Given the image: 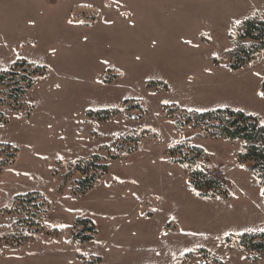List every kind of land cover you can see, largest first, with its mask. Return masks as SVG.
Segmentation results:
<instances>
[{"label":"rangeland","instance_id":"374dc122","mask_svg":"<svg viewBox=\"0 0 264 264\" xmlns=\"http://www.w3.org/2000/svg\"><path fill=\"white\" fill-rule=\"evenodd\" d=\"M109 5L126 21L101 18ZM255 19L264 0H0V74L33 77L0 80V264H264L241 246L264 233L245 143L195 122L231 110L264 126ZM196 170L222 188L197 189Z\"/></svg>","mask_w":264,"mask_h":264},{"label":"trees","instance_id":"16d2710c","mask_svg":"<svg viewBox=\"0 0 264 264\" xmlns=\"http://www.w3.org/2000/svg\"><path fill=\"white\" fill-rule=\"evenodd\" d=\"M245 28L244 38H250L253 41L259 42V46L264 45V19L249 20L246 22ZM254 46L255 44L250 47L251 49L245 45H239L236 48L234 56L239 60V62L237 65L233 66L234 69L243 67L251 59ZM19 67L24 70L23 78L28 81V88H30L33 83V77L30 75L32 73L26 68V63H18L13 71L6 74H0V80H4V78L8 75L12 77L15 75L17 76L19 74L17 73ZM25 72H28L29 74L25 75ZM15 91L23 92L24 90L17 88ZM195 119V122L205 121L206 119L222 122L221 126L216 127L217 129H220L219 133L215 134H220L231 141L241 140L245 143L244 152L240 154V160L251 163L249 170L256 174L260 179L264 193V126L258 124L257 118L248 116L242 112L220 110L197 116ZM196 152H194V154H196ZM89 166H95V168L98 169V165H96L93 161L87 163L86 168ZM191 177L192 183L199 190L206 187L211 192L214 189L218 190L222 188L221 178L215 179L209 177L203 171L196 170L192 172ZM95 178V174L91 177H86L81 182L83 184L82 189L85 191L90 189L95 181ZM80 223H83L85 228L94 230L93 227H88L90 221L85 220ZM76 237L80 238L79 235H76ZM88 240H90L89 237H82V240L80 238L81 242H86ZM241 246L243 249H252L253 251H256L258 253V255L255 256L256 259L262 257L264 255V233L260 235H245L241 242Z\"/></svg>","mask_w":264,"mask_h":264},{"label":"crops","instance_id":"0c3cea01","mask_svg":"<svg viewBox=\"0 0 264 264\" xmlns=\"http://www.w3.org/2000/svg\"><path fill=\"white\" fill-rule=\"evenodd\" d=\"M79 7V6H78ZM87 7V6H86ZM84 7V8H86ZM96 8V7H95ZM115 6L113 7L112 5L106 6L105 8H103L102 10H104L103 12H105L101 18H112V22H125L126 18H122L120 16V14L117 13L116 9H114ZM118 8L121 10L122 8L118 6ZM83 9V8H82ZM81 9V10H82ZM80 10V9H79ZM80 20V19H79ZM98 21V20H97ZM96 24V23H95ZM222 179V177H221ZM223 180V179H222ZM154 216H141L140 219L144 222H149V225H146V227L144 228V231L142 233V231H140V243H138V246H140V249H144L146 248L143 244L146 242H150L151 244V248H152V244H154V240H156L157 236H158V228H156V226H154V224H150V222L152 223ZM156 223V221H155ZM143 227V226H142ZM141 227V229H142ZM147 244V245H150ZM137 246V245H136ZM150 248V247H149Z\"/></svg>","mask_w":264,"mask_h":264},{"label":"built area","instance_id":"2783aa9c","mask_svg":"<svg viewBox=\"0 0 264 264\" xmlns=\"http://www.w3.org/2000/svg\"><path fill=\"white\" fill-rule=\"evenodd\" d=\"M221 173H218V174H214L213 176H212V178H215V179H220L221 178Z\"/></svg>","mask_w":264,"mask_h":264},{"label":"snow or ice","instance_id":"6c2138e0","mask_svg":"<svg viewBox=\"0 0 264 264\" xmlns=\"http://www.w3.org/2000/svg\"><path fill=\"white\" fill-rule=\"evenodd\" d=\"M237 23H239V22H237ZM260 95H261L262 97H264V93H260Z\"/></svg>","mask_w":264,"mask_h":264}]
</instances>
